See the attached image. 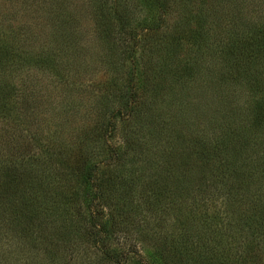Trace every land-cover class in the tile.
Masks as SVG:
<instances>
[{"label":"trees","instance_id":"obj_1","mask_svg":"<svg viewBox=\"0 0 264 264\" xmlns=\"http://www.w3.org/2000/svg\"><path fill=\"white\" fill-rule=\"evenodd\" d=\"M19 1L45 30L14 23L0 28V264H10L17 247L21 264L33 263L45 241L52 264H264V186L256 184L264 183L259 1L206 0V11L194 13L195 0H187L193 7L176 21L170 0H87L102 46L98 73L106 79L92 99L93 128L84 124L66 145L49 129L71 121L70 102L49 104L51 98L46 120L28 132L36 116L46 115L32 89L58 84L68 100L89 89L88 53L76 38L68 1ZM226 7L233 14L226 15ZM136 30L156 36L153 50H141L144 40L131 44ZM227 83L262 95L250 131L231 115L224 120L230 117L233 126L207 121L203 127L193 113L206 117L204 108L185 104L188 94L202 100L223 95ZM166 99L178 103L161 106ZM175 109L177 121L166 119ZM61 118L66 121L57 125ZM45 127L47 140L39 138ZM121 127L126 142L116 147L109 138ZM164 138L170 147L158 150L153 143ZM178 142L181 155L173 152ZM79 145L86 150L77 151ZM221 224L225 231H213ZM144 244L152 251L147 256L138 250ZM78 252L74 261L68 258Z\"/></svg>","mask_w":264,"mask_h":264},{"label":"rangeland","instance_id":"obj_2","mask_svg":"<svg viewBox=\"0 0 264 264\" xmlns=\"http://www.w3.org/2000/svg\"><path fill=\"white\" fill-rule=\"evenodd\" d=\"M60 2V5L66 6L67 5V1L68 3V10L71 11V22H74L77 25V34H76V38L82 42V46L84 48V50L88 53V59H87V63H88V67H85V80L89 79L90 80V86H89V82L84 81L85 85L89 88L86 89L85 87H81L79 92L76 93V95L74 97H71L69 100L66 98V93L62 91L61 86L59 87L58 84H53L50 85L48 82H44L43 84L41 83L39 86H37L36 88H33L32 91L35 95L39 94L41 95V99L38 102L41 105V109H40V114L44 113L46 115L43 116H36L34 118V125H31L30 130H28V132H30L31 130H34L37 126H39V123H41L42 120H46L47 118V103L48 101L51 99V101L49 102V104L53 101V100H62L63 98L66 99L68 103V106L65 107V110L68 111V113L71 115V121L65 125L63 128H59L57 130H54L52 128H48L49 130L52 131L53 137L55 136V142H59L62 141V143H64L65 145L69 142H73V140H77V134L78 132H80V128L82 126H88L86 128H93V120H95V118L97 117V111L95 109V106L92 104L94 101H92V99H94L98 94V88L101 85V83H103L106 79V76L102 74V71L100 73H98L101 69H100V62H99V57L102 54V46L101 44L96 40L95 36H94V27H93V16L91 14V10H90V4H88L87 0H58ZM171 4L170 8L172 9V14H173V19H175L176 21H181L182 18L185 16V14H180L183 12H186V8H189L191 10V7H193V5L191 7L187 6L188 2L187 0H170ZM233 1H237V0H233ZM240 1V0H239ZM259 1V9H258V13H264L263 9H264V0H258ZM133 2V1H132ZM195 5L194 8H192V10H194V13H199L201 11V9H204V12L206 11V8L211 4L210 1H206V0H195ZM208 3V4H207ZM242 5V4H240ZM25 4H23L22 1L19 0H0V28H7V25H9V23H14L17 24L21 27H26V30L31 27L34 31H38L36 30L32 25H36L37 27L41 26V29L43 32L45 30V25L43 23H41L38 18H36L37 16L34 17L35 13L32 12L31 9H27L25 8ZM133 7H135L134 3H133ZM258 7V6H257ZM229 7H226V10H228ZM257 9V8H256ZM140 10H136L137 15L139 14ZM233 14V12H229V10L227 11L226 15H230ZM157 17V16H156ZM155 17V19H156ZM13 19H15L13 21ZM168 19V18H167ZM172 19V18H171ZM165 29H167L166 27L161 28L160 30L157 31V35L163 37L165 35ZM164 30V31H163ZM137 31V32H136ZM135 31V35L136 38L131 39L130 42L131 44L135 43H139L141 44V40H144L146 42V44H141V50L142 48H145L144 46L146 45V50L150 51L154 49V46L152 44L153 41H157L156 40V36L151 35L149 36H144L146 33L142 32V35H140V32L138 30ZM42 34V33H41ZM43 36V34H42ZM140 41V42H137ZM157 45V44H156ZM153 46V47H152ZM139 47V46H138ZM137 47V48H138ZM158 49V48H157ZM139 52L140 49L138 48ZM163 51V50H161ZM165 51V50H164ZM186 55H183V57H185ZM133 64V62L129 61V64L127 63V69L130 70L132 67L131 65ZM142 71H144V68H142ZM146 73V72H145ZM18 78H16L17 80V84H20V81L18 80L19 78H21L22 80H24L25 74L21 73L20 75H17ZM144 76V74H143ZM39 79V78H38ZM97 82V83H96ZM206 81H203L202 83H204ZM96 83V84H95ZM182 83V82H180ZM39 87V88H38ZM225 88H227L224 92L223 95L217 94L214 97H212L211 99H199V97H197L194 94H188L189 96L186 99V103H193V105L195 104L196 106H201L204 108V112L207 115L206 117H202V113L199 112L200 116H198V113L196 111H194L193 113V118H200V120L203 123V127H205V123L207 121L208 125L210 123V121H214L217 123V126H219V124H224V126H233L231 123H229L230 117L227 121L224 120V117L231 115L233 117H235L236 123L238 128H240L241 130H244V128L246 129H250L251 128V122L254 121L255 116V107L256 104L259 102V98L262 97V95H259L253 91V88L249 87V86H245L242 84H230L227 83L224 85ZM21 88V87H20ZM37 90H39L38 92H36ZM264 90V88L262 89ZM84 91H86L84 93ZM87 93H89V95L85 96ZM33 95V94H32ZM224 96V97H223ZM223 98V101L221 103V99ZM180 101H185V95L181 97ZM178 103V99L173 102V101H168L167 99L166 101H164L162 103L161 106L163 105H168L170 106V104H172L173 106H175V104L177 105ZM200 108V107H199ZM188 109V108H187ZM168 116H166V119L172 120V122H174L177 118H179L180 116H178V111L177 109L175 110H170L169 112H167ZM163 114V112H162ZM12 117L15 118V116L12 114ZM40 119V120H38ZM156 121H160V119H155ZM38 121V122H37ZM66 119L65 118H61L60 120H58L57 125H61V123L65 122ZM168 121V120H166ZM177 121V120H176ZM37 122V124H35ZM169 122V121H168ZM85 124V125H84ZM121 126V125H120ZM244 127V128H242ZM45 131L44 134L42 135V137L39 138H43L46 139L48 138V131L47 127H45ZM116 131H112V139L109 138V142L116 146L119 147L121 145H123L122 141L126 142L125 140H123V130L122 127L120 128V130L117 132ZM188 133L190 132L189 130H186ZM250 131V130H249ZM19 132V131H18ZM27 132V133H28ZM50 132V131H49ZM27 133H23L22 135H26ZM175 131L172 132L170 135H174L175 136ZM73 136V138H72ZM156 138H153L152 140H155ZM45 140V141H46ZM153 145L159 149H166L168 147H170L169 141L164 138L163 140L160 141L159 144H154ZM55 147H57L55 145ZM79 149V152H83V150L85 151L86 149L83 148L80 151V145L77 147V151ZM183 147L181 146L180 142L177 143V147L174 148L175 155H181L183 153ZM251 152V151H250ZM261 154V153H260ZM131 155V153L129 154ZM249 155V153L246 154ZM39 156V154L37 155ZM179 157V156H178ZM248 157H253L252 155H249ZM257 161V160H256ZM57 165L56 163L53 162V166ZM188 170V168L186 169V171ZM51 176H55V174H53V171L50 172ZM151 175V173L147 174V177L143 179V181H145V179L149 178V176ZM258 185H263L264 183H256ZM174 183H171V186H173ZM217 203H212L211 205H209L208 209H210V212L212 213L213 211L215 212L214 209V205H216ZM218 209V207H217ZM224 223V221H223ZM225 225L221 224L220 226H218V228H214L213 231H225ZM46 242V241H45ZM44 244H40V246L38 248H41V250H39L40 254L38 256V258H36L33 263L30 259V262L27 261V254L25 255V260L27 261L26 264H52V262L47 259V253L42 249V246H50V243H45ZM79 243V242H78ZM71 247H77V243L70 245ZM48 248V247H47ZM139 252H141V254H143V256H147L148 252L149 254L152 252L151 248L149 245H139L138 247ZM29 255V253H28ZM82 255V252H78V253H73V255H69L68 258H71L72 261H74L75 258H78L79 256ZM14 259L13 261L10 262V264H21L20 262V256H21V248L17 247L15 250V254L13 255ZM148 260H150V257L147 258ZM95 260V259H94ZM25 261V262H26ZM93 264V263H92ZM160 264V262H159Z\"/></svg>","mask_w":264,"mask_h":264}]
</instances>
